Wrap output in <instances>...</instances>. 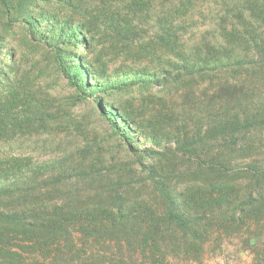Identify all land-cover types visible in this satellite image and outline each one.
<instances>
[{
    "label": "rangeland",
    "instance_id": "374dc122",
    "mask_svg": "<svg viewBox=\"0 0 264 264\" xmlns=\"http://www.w3.org/2000/svg\"><path fill=\"white\" fill-rule=\"evenodd\" d=\"M135 1L151 7L139 16ZM160 1L0 0V170L13 167L0 183L27 182L57 206L111 209L123 232L84 246L99 264H264V234L248 245L222 229L249 208L257 181L202 164L237 159L214 154L226 143L218 128L264 114V68L231 97V69L185 73L178 64L191 61L156 41ZM203 1L206 19L186 38L211 41L224 0ZM259 127L252 137L264 144ZM165 196L189 229L163 224ZM218 203L225 215L209 207ZM173 233L207 240L185 260Z\"/></svg>",
    "mask_w": 264,
    "mask_h": 264
},
{
    "label": "trees",
    "instance_id": "16d2710c",
    "mask_svg": "<svg viewBox=\"0 0 264 264\" xmlns=\"http://www.w3.org/2000/svg\"><path fill=\"white\" fill-rule=\"evenodd\" d=\"M214 4L220 7L221 14L218 36L211 41L204 35L186 38L188 28L196 27L206 19L202 13L203 0H161L156 4L157 14L155 12L151 18L161 30L156 34V41L171 48L180 61H191L190 66L178 64L185 73L194 75L231 69L234 76L238 74L236 83H226L223 89L231 97L233 92L242 90L247 77L259 75L264 68V1L238 3L224 0ZM149 7L151 3L135 1L128 4V11L141 16ZM103 18L105 20L106 17ZM243 121L247 125H239L236 120L223 123L222 129L218 128L226 143L214 153L234 154L237 159L219 162L210 159L202 164L207 163V168L217 173L240 175L257 181L254 190L248 192L249 197L254 193L249 208L241 210V216L233 220L235 226L229 223L222 226L223 230L242 231L247 236L246 243L252 245L250 238L264 234V144L252 137L253 131H260L257 130L259 125L264 124V114L250 118L252 125L247 119ZM12 170L13 167L0 170V174L7 176L6 172ZM26 184L0 183V264H99L86 253L84 246L90 241L96 242L99 231L123 232L119 229L123 222L118 220V215L109 208L92 209L76 204L57 206L42 196H36ZM165 204L163 224L175 230L189 229V221L174 211L167 196ZM209 207L216 211V215L227 213L226 205L221 207L218 203ZM189 235L173 233L170 237V248L185 260L191 253H195L193 257L196 258L207 240L195 234ZM263 255L264 248L256 251V263Z\"/></svg>",
    "mask_w": 264,
    "mask_h": 264
}]
</instances>
